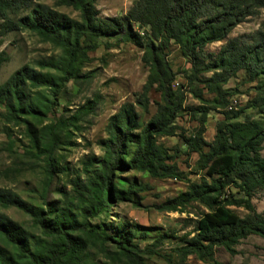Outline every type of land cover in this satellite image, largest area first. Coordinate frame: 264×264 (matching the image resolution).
Here are the masks:
<instances>
[{
  "label": "trees",
  "instance_id": "1",
  "mask_svg": "<svg viewBox=\"0 0 264 264\" xmlns=\"http://www.w3.org/2000/svg\"><path fill=\"white\" fill-rule=\"evenodd\" d=\"M54 1L78 12L79 20L34 0H0L1 36L31 32L60 49L59 56L37 63L40 70L24 66L0 85L6 123L25 128L32 150L45 164L42 203H28L0 188V207L22 212L34 227L32 231L0 212V264H97L92 251L113 262L144 264L140 253L153 250L133 243L132 225L91 222L107 214L114 201L140 206L135 196L141 185L131 182L123 188L114 182L118 174L133 170L152 178L187 181L186 191L159 205L160 212L204 207L193 230L181 237L182 244L175 249L182 263L188 256L213 261L219 248L235 255L242 240L264 239V213L252 201L264 191V23L254 33L228 39L238 25L259 14L264 0H136L127 14L116 17L101 16L98 0ZM115 35L143 51L148 76L138 104L147 112L148 94L154 89L159 95L156 112L144 122L132 104L124 105L109 119L106 137L97 142L102 155L70 171L55 157V150L62 135L77 128L91 107L46 122L70 82L94 76L93 70L84 73L93 61L90 54L101 39ZM224 41L217 52L207 50ZM171 44L179 48L189 69H173L168 59ZM7 61L8 56L1 53L0 68ZM239 72L245 73L247 83L256 84L249 107L258 118L239 120L241 113L228 103L224 86ZM178 75L187 80L186 85L175 86ZM195 83L198 88H193ZM188 92L199 105H185ZM205 92L215 97L206 99ZM221 111L213 140L208 142L210 112ZM183 113L197 123L191 133L178 125ZM175 137L180 145L172 147V152L158 142ZM181 148L188 158L198 155L199 181L187 178L174 162ZM69 171L74 196L64 192L60 203L49 201L54 175ZM172 236L167 233L160 240ZM169 260L168 264H182Z\"/></svg>",
  "mask_w": 264,
  "mask_h": 264
},
{
  "label": "rangeland",
  "instance_id": "2",
  "mask_svg": "<svg viewBox=\"0 0 264 264\" xmlns=\"http://www.w3.org/2000/svg\"><path fill=\"white\" fill-rule=\"evenodd\" d=\"M34 1L79 20L78 12L72 8L57 6L54 0ZM135 1L98 0L96 7L101 16L116 17L127 14ZM263 23L264 8L257 16L250 17L238 25L228 39L254 33ZM120 37L115 35L100 40L98 49L90 54L93 61L84 69V73L93 70L94 76L70 82L67 91L59 97V106L55 109V114L46 122L56 121L62 116L69 117L84 106L91 107L88 113L82 114L77 128H72L62 135L55 150V157L60 159L61 165L67 166L70 171L81 167L89 159L102 155L97 142L106 137L105 129L109 119L124 105L132 104L144 122H147L156 112L159 95L154 89L148 94L147 112H144L138 104L148 76V68L142 61L143 51L130 42L120 41ZM224 44L225 41L214 43L209 45L207 50L217 52ZM1 53L8 56V61L0 68V85L24 66L40 70L37 63L52 56H59L60 49L43 41L34 33L17 31L4 36L0 35ZM168 59L174 70H185L190 67L174 44L170 45ZM211 75V73L207 74V76ZM178 84L186 85L187 80L185 82L184 77L178 75L175 86ZM255 85V83H247L245 73L239 72L224 86V90L229 94V105L234 108V112L241 113L239 120H244L245 117H259L256 110L249 107L251 99L256 95ZM198 87V83L193 85V88ZM204 97L213 99L215 95L205 92ZM185 105H199V101L188 92ZM4 113L5 109L0 105V188L16 193L28 203L40 204L45 180L43 157L38 158L36 152L32 150L25 128L6 123ZM221 113L222 111L210 112L205 134L208 142L213 140L216 122L220 119ZM178 125L188 133L197 127V123L187 113H183L178 119ZM158 142L169 150L180 145L177 137L160 138ZM181 149V153L174 162L187 178L191 181H199L200 175L196 170L198 155L192 154L188 158L186 154H182L184 148ZM262 155L264 156V151ZM70 171L67 174L54 175L48 194L49 201L60 203L64 192L74 196L70 184ZM114 182L123 188L131 182L141 185V190L135 196V201H138L140 206H135L129 201H114L107 214L91 219V222L117 225L121 221L132 225L135 231L133 243L142 250H153L152 253L146 250L140 253L144 264H168L169 259L174 263H182L175 249L181 246V237L193 230L198 213L205 209L200 205H194L183 212H160L158 206L186 191L187 181L152 178L145 172L133 170L118 174ZM147 186L149 189H145ZM252 201L257 210L264 213V191L257 193ZM234 210L242 216L245 214L243 209L234 208ZM0 212L28 229L34 230L30 217L22 212L14 208L2 209L1 207ZM167 233L173 236L160 240V236ZM236 251L237 254L231 255L219 248L213 261H201L195 256H188L182 264H264V239L259 236H250L242 240L236 247ZM91 258L97 264H123L113 262L97 251L91 252Z\"/></svg>",
  "mask_w": 264,
  "mask_h": 264
}]
</instances>
